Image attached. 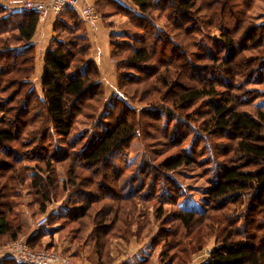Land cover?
<instances>
[{
    "label": "trees",
    "instance_id": "16d2710c",
    "mask_svg": "<svg viewBox=\"0 0 264 264\" xmlns=\"http://www.w3.org/2000/svg\"><path fill=\"white\" fill-rule=\"evenodd\" d=\"M91 2L107 27L113 26L110 18L126 19L108 35L116 94L107 104L77 11L57 14L38 92L32 79L39 13L0 3V244L28 231L17 210L19 188L28 184L30 205L39 214L63 201L58 211L48 212V227L60 220L76 224L73 241L91 244L99 264L110 259L111 239L130 235L137 199L156 202L155 217L162 221L167 220L163 205L170 202L176 207L169 214L175 222L173 231H163L167 249L160 252V264L183 262L189 247L177 238L179 232L220 220L213 208L206 216L205 210L177 203L182 192L169 174L198 157L212 167L211 207L225 210L237 204L241 191L249 194L250 203L240 228L225 212L220 244L202 264H264V13H251L264 0ZM129 102L142 108L137 112ZM80 116L93 119L96 131L75 133ZM173 135L179 145L190 135L188 146L158 161L156 148L148 150L145 158L152 164L131 172V190L124 193V168L110 159L136 136L148 146L176 147L169 144ZM240 160L248 166L238 167ZM213 226L207 223L202 233ZM43 231L30 232L29 247H42L48 230ZM148 257L132 264H149ZM0 264L27 263L8 257Z\"/></svg>",
    "mask_w": 264,
    "mask_h": 264
},
{
    "label": "rangeland",
    "instance_id": "374dc122",
    "mask_svg": "<svg viewBox=\"0 0 264 264\" xmlns=\"http://www.w3.org/2000/svg\"><path fill=\"white\" fill-rule=\"evenodd\" d=\"M10 4L13 9H18L17 7H14L12 3ZM260 12L264 13L263 2H257L251 13L252 16H256ZM120 18L122 17L115 18V23H117V26L119 28H121L122 25L126 23V19H124V21H120L122 20ZM157 23L159 24V26L163 25L162 20H159ZM41 46H43V43L41 44ZM36 62H38V66L41 63V61H39V56L37 59V52ZM39 77V74L35 72L32 79L33 85L35 86L38 92ZM102 82L105 87V102L107 104L111 102V96L116 94V82L114 81L113 84H111L105 79L102 80ZM130 104L137 109V112H139L142 108L139 104ZM77 120L78 121L75 125V133L80 132L82 130H85L86 132H88V134L96 131V128H94L93 126V119H85L83 116H80ZM194 130V133H196L197 127H194ZM140 131L143 135V133L146 132V129L141 128ZM173 134H178L179 136H181V132L178 131H174ZM191 134H193V132ZM174 135L169 144H175L176 147L148 146L147 142H143L141 138H137L136 136L132 140L128 141L127 145H125L120 151L121 153L117 152L110 159V162L114 165V167L124 168V171L121 173L122 185L120 184V186H123L124 193H127L128 190H131V187L127 184L128 180L130 179L129 175H131V172H135L138 166L142 168V166H144L145 164H152L147 161V158H145V155L149 153L148 150L156 148L157 153L159 154L157 155L158 161L170 155H173L181 147L185 148L186 146H188L191 138L190 135L183 143H180V145L179 143H175L176 141L179 142V140ZM209 140L212 144L215 142H213L212 139ZM58 143L64 146L63 141H59ZM14 145L17 146V143H14ZM200 145L201 144H199L198 148L201 147ZM196 160L198 161L195 162L193 165L189 167L181 166L169 174L170 177H172V179L177 182L182 192V196L179 198V201L177 203L180 206L186 208L205 210L206 216L211 214L210 210L211 208H213V212L215 214H218L217 218L219 217L220 220L211 219V221H206V224H216V226H213L215 230H212L208 234H203L204 231L207 229L205 228L206 224H202L201 226L196 225L188 231L181 230L177 238L181 241L182 245H188L189 250L186 256V260H184L183 262H178L177 260H175L173 261V264H202L203 262H205L210 256L212 250L220 244L219 232L224 224L223 217H226L225 212H228L227 214H231V219L233 217L236 219L235 228L237 229L240 228L241 225H243L244 214L250 209L249 194L245 191L240 192V197L238 199L237 204H230L228 205V207H224L225 210L223 208L217 209V206L219 205H214L211 207L208 202V198L211 188V183L209 179L212 167L207 162L200 163V158L198 157ZM238 163V167L244 166V168H246L248 166L246 163L242 162V160L237 161V164ZM56 168L60 177H64L62 169L59 166H56ZM97 170L98 174L95 180L96 182H100L102 180V176L99 170L101 169ZM139 178V173H137V189ZM135 186L136 183H134V190ZM19 189L21 193V199L20 205L17 207V210L20 216L26 219L29 226L28 231L24 234L19 235L16 240L22 239V241L25 242L26 234L32 232L33 230H36V227H34L36 220L42 215L47 216L48 212L50 211H58L60 208V204H62L63 201L51 203L48 206L47 212L45 214H39L37 207L30 205L31 201L33 200V195L31 194L28 184H25L22 188ZM156 206L157 203L154 201H141L140 199H137L135 212L132 215L133 219L132 224L130 226V235L124 238L111 239V244L108 247L110 251V259L108 261L105 260L106 262H104L103 264H132L136 262L139 257L144 256L145 254L149 255V264H160V252L167 249V242L162 240L164 236L163 231H165V229L167 228L169 231H173V224L175 220L174 218H170L169 214L170 212H172L173 209L176 210V207L174 205H171L170 202H166L163 205V210L165 216H167V220L162 221L160 219L157 220L155 217ZM48 224L49 220L47 224L43 227V232L46 233L47 230L48 232L47 234L43 235L41 239L42 247L39 249L47 250L48 252L59 256L68 257L74 264H99L97 263L98 259L93 252L91 244L85 246L82 244V241H73L71 236L73 232H75V229L73 230L72 227L77 226L76 224H73L72 227H70L69 223L61 220L57 223H54L50 227H48ZM51 230L55 232L51 234ZM13 242H15V240L10 243L2 242L0 244V261L7 258L6 251ZM47 244H50L52 247L46 248L45 245L47 246ZM191 246H193V249H190Z\"/></svg>",
    "mask_w": 264,
    "mask_h": 264
},
{
    "label": "built area",
    "instance_id": "2783aa9c",
    "mask_svg": "<svg viewBox=\"0 0 264 264\" xmlns=\"http://www.w3.org/2000/svg\"><path fill=\"white\" fill-rule=\"evenodd\" d=\"M81 0H13L11 3L19 9L35 10L40 15L50 11L54 14L64 9L77 11L84 23L94 27L99 22L101 15L91 2L80 4ZM47 216L42 215L34 224L36 229L42 228L47 223ZM6 257L13 258L27 264H74L68 257L59 256L43 249H33L27 243L15 240L7 249Z\"/></svg>",
    "mask_w": 264,
    "mask_h": 264
},
{
    "label": "crops",
    "instance_id": "0c3cea01",
    "mask_svg": "<svg viewBox=\"0 0 264 264\" xmlns=\"http://www.w3.org/2000/svg\"><path fill=\"white\" fill-rule=\"evenodd\" d=\"M11 0H0V3L10 6ZM91 0H81L80 4H84V2H90ZM123 2L124 0H118ZM92 3V2H91ZM11 7V6H10ZM57 18V14L53 12L47 11L43 13V15H39V20L37 24V30L35 32V37H33V41L36 46L37 59L39 56V61H41L38 66V62H36V73L41 74L42 71V60L44 57L45 50L48 46V42L51 38V30L55 19ZM116 17L110 18L109 21L113 23L112 27L105 26L102 20H99L94 27L87 25L84 23L87 36L90 42V57L98 64L101 79L107 80L109 83L113 84L115 81V72H114V64L110 58V50H109V39L108 35L111 30H117L118 26L116 22ZM124 21V17L120 18ZM43 43V46L41 44ZM42 47V48H41ZM39 49V50H38ZM39 68V72H38ZM104 82V81H103ZM59 206V205H58ZM56 206V207H58ZM30 233L26 234L25 237H28ZM24 237V238H25Z\"/></svg>",
    "mask_w": 264,
    "mask_h": 264
},
{
    "label": "bare ground",
    "instance_id": "6f19581e",
    "mask_svg": "<svg viewBox=\"0 0 264 264\" xmlns=\"http://www.w3.org/2000/svg\"><path fill=\"white\" fill-rule=\"evenodd\" d=\"M91 2V1H90ZM96 8V7H95ZM98 10V9H97ZM101 18V17H100ZM8 258V257H7Z\"/></svg>",
    "mask_w": 264,
    "mask_h": 264
}]
</instances>
